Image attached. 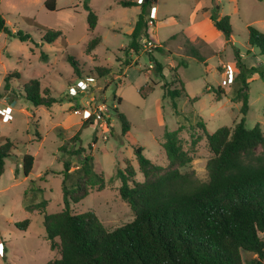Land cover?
<instances>
[{
  "label": "rangeland",
  "instance_id": "1",
  "mask_svg": "<svg viewBox=\"0 0 264 264\" xmlns=\"http://www.w3.org/2000/svg\"><path fill=\"white\" fill-rule=\"evenodd\" d=\"M45 1L0 0V13L8 29L29 36L22 42L18 37L0 33V111L12 108L8 121L0 118V138L13 144L0 179V264H47L60 257L59 246L51 249L45 237L41 210H26L23 196L25 190L34 186L41 190L36 202L47 200L48 214L61 211L63 162L70 160L75 168L78 158H72L71 152L78 147L95 158L104 186L91 189L85 199L73 204L72 213L94 212L108 230L134 219L133 211L120 198L117 172L131 165L135 181L145 180L134 153L137 145L144 147L143 154L152 163L167 168L164 134L178 130L179 123L173 113V101L164 98L163 85L172 81L170 68L177 67L181 60L187 62V66L178 68V74L188 98L175 99L180 110L188 112L194 108L210 134L222 127L233 128L242 118L247 129L259 124L264 133L263 78L255 73L247 79L249 110L245 116L240 102L216 94L218 88L230 90L226 79L231 76L227 75L229 69L233 79L239 73L236 49L247 67L264 69V57L247 43L248 26L264 33V0H156L153 4L158 7V17L154 9L156 19H150V8L146 19L149 29L155 32L152 41L161 45L163 51H149L146 40L139 39L137 53L130 49V32L140 13L138 7L119 6V0H56V10L51 11L45 7ZM85 3L98 17L92 31ZM199 5L202 7L195 12ZM218 8L231 19L233 36L229 42L218 31H211L206 16ZM32 22L62 34L51 41L52 35L47 37V32ZM198 34L203 38L195 37ZM96 38L101 39L100 44L88 51L89 43ZM188 48L198 51L202 62L191 57ZM148 53L163 65L165 78L156 73ZM68 57L77 62L81 78ZM97 67L111 71L98 77ZM14 73L19 78L10 77ZM89 76L95 80L92 85L84 91L77 90L76 95L68 94L71 87ZM31 80H37L41 91L47 89L48 95L58 102L49 108L34 107L26 100L23 88ZM176 82L170 86L179 88ZM148 86L154 89L149 90ZM116 109L131 124L126 134H122ZM85 110L91 113L88 120L84 119ZM97 120L94 129L90 122ZM203 130L193 121L187 122L178 134L183 150L192 160L180 171L192 172L200 182L208 181L207 164L213 157ZM192 136L199 137L196 145ZM256 153L264 154V146H259ZM25 155L35 159L27 177L22 164ZM26 219L30 220L27 229L19 228L18 224ZM251 257L243 254L244 261Z\"/></svg>",
  "mask_w": 264,
  "mask_h": 264
},
{
  "label": "trees",
  "instance_id": "2",
  "mask_svg": "<svg viewBox=\"0 0 264 264\" xmlns=\"http://www.w3.org/2000/svg\"><path fill=\"white\" fill-rule=\"evenodd\" d=\"M156 0H144L138 4L135 0H119L122 7H140L137 21L130 34V49L139 51V39L146 42L150 36L146 14ZM56 0H46L45 7L55 11ZM88 14L89 30H94L98 17L85 3ZM219 10L210 15L215 29L227 42L233 36L229 15L217 19ZM39 30H45L53 41L62 33L51 31L32 22ZM247 43L264 57V33L257 28L247 27ZM0 33L18 37L20 41L29 39L21 31L11 32L0 13ZM101 42L93 39L87 50L91 51ZM162 52V47L155 48ZM187 53L202 62V56L194 48ZM156 73L165 78L163 65L151 53ZM239 68L238 75L229 84L230 90H216L218 96L224 95L231 102L241 103V113L245 116L249 110V83L252 74L264 79V69L247 67L241 60L240 51L234 52ZM67 60L74 72L80 77L82 71L72 57ZM187 66L181 60L177 67L170 69L173 79L163 85L164 98L173 101L174 116L179 129L166 131L163 148L168 161L167 168L151 162L144 154V147L137 145L134 153L140 172L145 180L135 181V170L129 165L118 170L120 198L134 213V219L113 230L104 227L94 212L73 214L71 206L85 199L91 189L103 188L104 178L96 171V161L85 149L78 147L71 152V157L78 158V165L73 168L72 161L63 162L62 196L63 209L54 214L46 211L47 200L36 202L40 191L34 186L24 191L23 206L28 211L40 209L44 215L43 224L46 239L51 249L60 248V257L47 264H264V154L258 155L256 149L264 146V133L259 124L247 129L245 118L236 122L233 128L222 127L214 133H208L203 118L193 108L188 112L179 109L176 98H188L185 85L178 74L179 67ZM111 71L107 67L95 69L98 77H104ZM93 76V74H90ZM17 77V73L10 77ZM9 76L6 87L10 86ZM88 77V76H87ZM90 77V76H89ZM81 78V77H80ZM177 81V82H176ZM174 82L179 88L171 87ZM24 96L34 107H51L58 100L48 95V90L41 91L37 80H31L24 87ZM149 90L154 87L148 86ZM217 96V97H218ZM219 98V97H218ZM194 99L191 100V102ZM193 103V102H192ZM120 104V103H119ZM122 125V134L130 131L131 124L125 114L115 110ZM196 123L203 128L213 157L207 164L208 181H198L192 172L182 173L192 160L183 150L179 131L186 128L187 122ZM196 145L199 137H193ZM78 140V139H77ZM13 144L0 138V179L5 172L6 159L11 155ZM34 157L22 158L23 171L27 177L32 171ZM32 192L30 198H26ZM30 220L26 219L18 227L27 229ZM243 254L252 257L244 261Z\"/></svg>",
  "mask_w": 264,
  "mask_h": 264
},
{
  "label": "built area",
  "instance_id": "3",
  "mask_svg": "<svg viewBox=\"0 0 264 264\" xmlns=\"http://www.w3.org/2000/svg\"><path fill=\"white\" fill-rule=\"evenodd\" d=\"M143 2H144V0H137L138 4H142ZM154 9L155 8L152 6L151 7V13H150V19L151 20L155 19V16L153 14ZM217 19L218 20L221 19V16L219 14H218ZM152 40H153V37H150L149 40H147V48H148L149 51H151L153 48L158 47L157 46L158 44L154 43ZM229 71H231V70L229 69ZM229 71L227 72V75H231V76H228L226 79L228 80V83L230 84L232 82V80H233V76H232V73L229 72ZM94 81L95 80L92 77L86 78L85 81H80L76 87H71L68 94L69 95H76L77 94V90H82V91L86 90L90 85H92V83ZM85 112H87V113H86L84 119L88 120L90 118V116H91V113L89 111H87V110H85ZM11 113H12V108L11 107H9L7 109L5 108L3 111H0L1 120L8 121L10 119ZM98 121L99 120H97L95 122H90V124L92 125V127L94 129L97 128Z\"/></svg>",
  "mask_w": 264,
  "mask_h": 264
},
{
  "label": "crops",
  "instance_id": "4",
  "mask_svg": "<svg viewBox=\"0 0 264 264\" xmlns=\"http://www.w3.org/2000/svg\"><path fill=\"white\" fill-rule=\"evenodd\" d=\"M139 9H140V7L139 6H137ZM153 7L157 10V15H156V17H158V7L156 6V5H154L153 4ZM202 6H198L197 7V9L195 10V12H198L199 11V9L201 8ZM219 9V8H218ZM207 12V11H206ZM210 15H211V13L209 14V13H207L206 14V16L207 17H209V21H210V25H211V31H215L216 29H215V27L213 26V24H212V22H211V20H210ZM219 15L222 17V16H225L221 11H220V9H219ZM156 19V18H155ZM135 25V24H134ZM134 25H133V27H134ZM132 31H133V28H132V30H131V32H130V34L132 33ZM217 31V30H216ZM219 32V31H218ZM148 33H149V36L150 37H155L154 35H155V32L154 31H151L149 28H148ZM220 34H221V32H219ZM219 34V35H220ZM222 35V34H221ZM195 37H201V38H203V36H201L200 34H198V35H195ZM156 39V38H155ZM205 39V38H204ZM160 47H161V45H159ZM163 49V48H162ZM163 51V50H162ZM171 68H173V67H171ZM170 68V69H171Z\"/></svg>",
  "mask_w": 264,
  "mask_h": 264
}]
</instances>
